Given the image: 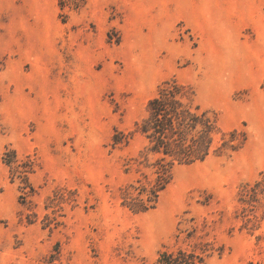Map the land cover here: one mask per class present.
I'll return each instance as SVG.
<instances>
[{
	"label": "rangeland",
	"instance_id": "obj_1",
	"mask_svg": "<svg viewBox=\"0 0 264 264\" xmlns=\"http://www.w3.org/2000/svg\"><path fill=\"white\" fill-rule=\"evenodd\" d=\"M169 79L215 114L218 144L243 143L176 165L134 213L122 188L152 179L135 122ZM263 180L264 0H0V264H154L193 228L223 247L208 264H264V194L239 198Z\"/></svg>",
	"mask_w": 264,
	"mask_h": 264
},
{
	"label": "trees",
	"instance_id": "obj_2",
	"mask_svg": "<svg viewBox=\"0 0 264 264\" xmlns=\"http://www.w3.org/2000/svg\"><path fill=\"white\" fill-rule=\"evenodd\" d=\"M218 131L215 114L195 103L189 85L175 79L165 80L157 93L147 101L145 113L135 122L133 131L140 133L146 140L139 152L141 159L136 158L138 171L148 179L144 169L148 170L152 179L144 183L141 178H137L125 185L121 204L134 213L146 212L155 206L160 192L170 183L176 165L202 161L212 153L235 151L242 145L243 141L236 137V130L222 133V141L218 144ZM129 135L132 133L126 134L115 129L112 145L127 144ZM3 161L8 165L15 163V152L5 151ZM19 166L22 169H17ZM30 167L26 161L17 163L16 171L22 180L26 179ZM260 193L264 194V180L242 185L239 198L252 210ZM194 232L195 228L188 232L184 240L186 246L164 247L160 250L154 264H208L209 257L215 253L222 254V246H216L214 241L204 236L194 240ZM55 250L58 252V247ZM56 254L50 255L48 264H54L58 256Z\"/></svg>",
	"mask_w": 264,
	"mask_h": 264
}]
</instances>
